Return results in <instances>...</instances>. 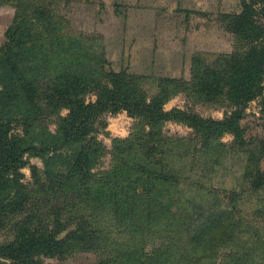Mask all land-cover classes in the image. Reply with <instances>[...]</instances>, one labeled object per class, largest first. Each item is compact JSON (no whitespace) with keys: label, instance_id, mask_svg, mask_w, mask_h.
<instances>
[{"label":"trees","instance_id":"1","mask_svg":"<svg viewBox=\"0 0 264 264\" xmlns=\"http://www.w3.org/2000/svg\"><path fill=\"white\" fill-rule=\"evenodd\" d=\"M241 1L240 13L224 15L226 29L241 46L224 58L223 64L221 61L206 64L187 82L179 81L184 89H190L202 100H222L230 104L229 113L213 119L200 117L189 108L187 111L164 109L171 83H178L177 80L152 78L150 89L153 91L150 92L147 76L126 70L105 71L103 49L95 53L97 51L88 50L80 42L65 40L70 32L66 28L53 36L59 24L51 20L45 9L32 8L30 0H0V4L12 2L16 7L14 18L5 31L6 39L0 46V226L9 216H22L12 223L13 238L0 243V257L9 259L11 264H44L40 254H63L73 245L83 250L91 249L99 236L95 229L81 226L83 213L73 210V203L68 200L100 201L108 198L112 205L122 202L131 206L140 200L132 197L136 193L165 191L163 184L166 181L178 179L162 166V162H158V154L164 146L172 144L161 130L167 121L185 122L193 129L191 149L195 155L201 156L197 169L202 174L228 147L248 151L249 161L255 162L247 188L222 191L229 209H222L215 197L213 203L216 205L190 225V228L196 227V231L190 234L193 246L215 241L220 234L231 235L237 227L233 214L243 194L263 201L255 212L259 218H264V86L261 84L264 73V0ZM58 46L65 55L55 63V51L60 52ZM77 49L87 51L85 58L88 60L97 63L100 60L89 75L82 69L84 62L75 52ZM101 75L104 77L102 83L88 85ZM90 88L96 94L93 101L83 97ZM258 97H261L257 117L259 134L250 132L253 127L245 112L247 103ZM47 107L55 112L62 108L68 110L65 115H58L56 134L34 131ZM122 109L131 116L140 117L149 129L140 128L141 131L136 132L140 134L136 145L131 144L135 133L130 138L117 140L111 153L121 166H113L95 176L92 168L104 147L91 134L104 112ZM226 131L233 134L231 146L218 140ZM71 144L77 147L66 151ZM131 148L142 150L143 156L127 161L122 153ZM27 152L44 157L42 168L31 167L35 190L41 189L46 198H66L67 201L61 202L57 208L64 212L72 209L73 214L81 212L75 218L78 228L70 229L62 236L60 232L64 227H57L58 214H54L53 225L48 224L45 216L58 211L35 206L36 198L40 197L21 181L20 169L25 164L23 156ZM92 181L100 183L95 190L87 186ZM113 208L116 209L117 205ZM95 246L97 248L98 244Z\"/></svg>","mask_w":264,"mask_h":264},{"label":"rangeland","instance_id":"2","mask_svg":"<svg viewBox=\"0 0 264 264\" xmlns=\"http://www.w3.org/2000/svg\"><path fill=\"white\" fill-rule=\"evenodd\" d=\"M29 6L41 11L45 9L51 20L58 22L53 36L60 30L66 31V28L70 32L65 40L80 42L88 50L97 51L95 53L103 49L105 71L126 70L147 76L149 89L152 78L177 80L178 83H171L169 97L163 106L165 110L179 108L187 111L189 108L200 117L213 119H220L231 111L230 104L222 100H202L190 89H184L179 81L187 82L206 64L216 61L223 64V59L241 46L226 29L224 17L225 14L240 13L243 8L241 0H30ZM15 10L12 2L0 4V46L6 39L5 31L14 18ZM58 50L60 52L55 51V63L65 55L61 46ZM75 52L83 60L82 69L87 75L97 68L100 60L97 63L86 59L87 51L84 49ZM261 79L264 86V73ZM103 81L101 75L88 85L91 87ZM83 97L93 101L96 94L90 88ZM260 98L249 101L245 108L253 127L250 132L258 134ZM67 111L62 108L55 112L47 107L34 131L56 134L58 115H65ZM140 128L149 129L140 117L131 116L124 109L106 111L100 116L91 135L105 150L92 168L95 176L113 166H121L111 153L114 143L135 133L131 144L136 145L140 138L136 132H140ZM161 130L172 144L164 146L158 154V162H162V166L178 179L166 181L163 192L134 194L132 197L140 200L131 206L122 202L112 205L108 198L100 201L68 200L73 203V210L83 214L78 211L73 214L72 209L64 212L57 206L67 201L66 198H46L42 190L36 191L33 185L31 167L42 168L44 157L33 152L25 153V164L20 169L23 174L21 181L40 197L36 198L35 206H42L46 211H58L45 215L48 224L53 225L54 214H58L57 227H64L60 232L63 236L66 231L78 228L75 218L82 214L84 222L81 226L95 229L99 236L91 249L83 250L73 245L63 254H40L44 264H264V218H259L255 212L263 201L248 194H243L238 200L233 214L237 227L231 235L220 234L214 238L215 241L210 240L203 246L198 244V247L193 246L190 240V234L196 231V227L190 228V225L216 205L213 203L215 197L222 209H229L222 191L248 187L250 171L255 164L249 161L248 151L228 147L225 153L219 154L217 162L213 164L211 161L213 165L202 174L197 169L201 156L195 155L191 149L193 129L185 122L167 121ZM218 140L231 146L233 134L226 131ZM75 147L71 144L65 150ZM122 154L127 161L143 156L142 150L134 148ZM99 184L92 181L87 186L95 190ZM195 184L213 187L199 188L193 186ZM114 205H117L116 209ZM19 217L22 216L5 219L0 226V243L13 238L12 223ZM0 260L12 263L3 257Z\"/></svg>","mask_w":264,"mask_h":264},{"label":"crops","instance_id":"3","mask_svg":"<svg viewBox=\"0 0 264 264\" xmlns=\"http://www.w3.org/2000/svg\"><path fill=\"white\" fill-rule=\"evenodd\" d=\"M0 264H9V263L5 260H0Z\"/></svg>","mask_w":264,"mask_h":264}]
</instances>
